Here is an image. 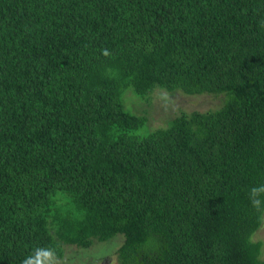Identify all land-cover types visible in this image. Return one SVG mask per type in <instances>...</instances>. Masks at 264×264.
<instances>
[{
  "label": "trees",
  "instance_id": "obj_1",
  "mask_svg": "<svg viewBox=\"0 0 264 264\" xmlns=\"http://www.w3.org/2000/svg\"><path fill=\"white\" fill-rule=\"evenodd\" d=\"M156 91L218 105L154 128ZM253 188L264 0H0V264H264Z\"/></svg>",
  "mask_w": 264,
  "mask_h": 264
},
{
  "label": "rangeland",
  "instance_id": "obj_2",
  "mask_svg": "<svg viewBox=\"0 0 264 264\" xmlns=\"http://www.w3.org/2000/svg\"><path fill=\"white\" fill-rule=\"evenodd\" d=\"M164 95L166 94L160 91H156L151 95L153 109L150 111V114L152 116V127L154 128L166 124L168 120L180 114L181 111L188 113L198 111L204 113L210 109H215L218 105L217 101L208 95L195 97L177 95L174 100L170 98L165 99ZM146 98L147 96H144L143 98H139V100H144ZM168 100L170 101L168 102ZM139 104V109H142L145 105L140 101ZM126 109L132 113H136L130 106ZM147 128H149L148 124ZM119 238L120 237L115 238L110 243L94 245L88 249L78 248L77 246L65 247L66 250L63 260H57L58 263H54L55 261L51 260L48 261L47 264H85L83 263L85 259H88V262L91 264H118L116 257H112L110 254L115 247L113 242ZM254 240L262 242V255L264 256V224L254 236ZM120 245H122V243ZM108 255H110V260L105 259Z\"/></svg>",
  "mask_w": 264,
  "mask_h": 264
},
{
  "label": "clouds",
  "instance_id": "obj_3",
  "mask_svg": "<svg viewBox=\"0 0 264 264\" xmlns=\"http://www.w3.org/2000/svg\"><path fill=\"white\" fill-rule=\"evenodd\" d=\"M258 191H264V189H259L258 190L256 188H253L252 189L253 195H255ZM253 203L256 204V205H258L259 204V201L258 200H253ZM25 264H38V262H33L31 260H27V261H25Z\"/></svg>",
  "mask_w": 264,
  "mask_h": 264
}]
</instances>
